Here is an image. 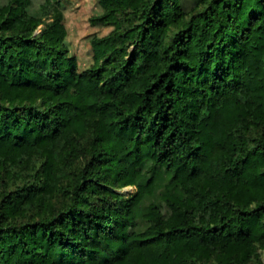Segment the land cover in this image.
Masks as SVG:
<instances>
[{
    "label": "trees",
    "instance_id": "trees-1",
    "mask_svg": "<svg viewBox=\"0 0 264 264\" xmlns=\"http://www.w3.org/2000/svg\"><path fill=\"white\" fill-rule=\"evenodd\" d=\"M98 4L0 0V264H262L264 0Z\"/></svg>",
    "mask_w": 264,
    "mask_h": 264
},
{
    "label": "rangeland",
    "instance_id": "rangeland-1",
    "mask_svg": "<svg viewBox=\"0 0 264 264\" xmlns=\"http://www.w3.org/2000/svg\"><path fill=\"white\" fill-rule=\"evenodd\" d=\"M62 5L63 24L67 31L66 44L71 54L77 59L80 68L89 65L91 47L89 39L92 35H106L111 28L108 26L91 25L89 19L102 13L98 0H59ZM125 194L133 191L125 187ZM259 261L264 264V249H256Z\"/></svg>",
    "mask_w": 264,
    "mask_h": 264
}]
</instances>
